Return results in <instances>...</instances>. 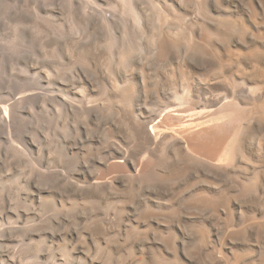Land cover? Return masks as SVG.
Returning a JSON list of instances; mask_svg holds the SVG:
<instances>
[{"label":"rangeland","instance_id":"obj_1","mask_svg":"<svg viewBox=\"0 0 264 264\" xmlns=\"http://www.w3.org/2000/svg\"><path fill=\"white\" fill-rule=\"evenodd\" d=\"M81 1L0 0V107L16 103L18 109L12 125L0 121V264H102L105 256L111 257V264H123L138 253L131 237L137 227L141 231L137 244L144 239L145 229L153 228L151 237L158 239L169 233V224L204 232L212 246L225 250L231 248V241L246 239L251 226L264 219V152L256 151L264 140V125L241 139V162L233 173L244 184L256 180L253 199L240 197L230 182L182 176L181 188L188 190L182 205L174 206L179 213L171 221L164 216L170 210L145 204L147 196L124 207L131 193L113 190L92 198L65 185L71 174L78 177L105 166L109 155L99 138L76 139L80 122L65 110L63 101L81 89L93 96L103 92L112 104L106 112L109 118L133 108L140 118L153 119L157 106L172 101V94L207 83L215 93L229 98L234 93L240 104L236 111L245 122V115L264 110V0L213 1L205 12L212 21L204 24L201 14L178 0ZM162 32L166 36H160ZM162 37L176 48L170 57L159 59L153 45ZM126 49L131 56L118 57ZM85 69L88 84L82 78ZM169 73L172 80H167ZM156 79L162 81L163 96L139 92V82L149 83L153 90ZM111 81L134 89L129 106L118 103ZM244 83L251 84L249 88L258 83L261 100L242 97ZM201 94L196 101L202 103ZM94 127L95 123L89 124ZM115 137L129 145L122 128H115ZM146 213L156 214L149 221L158 227L146 226L145 219L137 225ZM101 216L109 218L101 228H92V221ZM194 219L208 222L200 226L191 222ZM231 230L235 237L227 235ZM150 245L149 258L157 251ZM96 251L102 254L96 257ZM9 252H14V258ZM244 253L237 252L247 257Z\"/></svg>","mask_w":264,"mask_h":264},{"label":"bare ground","instance_id":"obj_2","mask_svg":"<svg viewBox=\"0 0 264 264\" xmlns=\"http://www.w3.org/2000/svg\"><path fill=\"white\" fill-rule=\"evenodd\" d=\"M178 1L180 3L179 5H185V7L189 5L197 12V14H199V16L201 14L203 16L202 23L204 24V22L212 21V18L210 17L211 14H205L206 10H210L208 9L210 3L220 0ZM165 34L166 33L162 32V35L160 36H166ZM169 35H172L171 32ZM186 35L192 36L189 32ZM173 36H179V34H174ZM167 38H157L154 41L153 50H155L159 59L170 57L173 52L172 50L176 48V45ZM121 50L123 49L121 48ZM129 50H131V48H129ZM129 50H124L118 57L126 59L130 55ZM131 52L133 51L131 50ZM193 56L195 57V55ZM191 60L193 61V59ZM168 75L169 77L167 80H172L173 74L169 73ZM82 78L88 84V72L86 69L82 73ZM161 82L160 79H156L153 85V90L149 89V83L145 81L139 82L138 86H136L138 87L139 92L147 97L150 93L163 96L165 90L162 88ZM112 83H114V81ZM243 85L242 88H244V92L242 93V97L261 100L260 98L263 93L261 92V87L258 83H254L251 88H249L251 85L249 83H244ZM114 87L118 93L116 96L118 103H122L124 106H129L136 93L134 89L121 85L118 87L115 83ZM186 88L187 89L184 91L182 90L179 93L172 94V96H170L172 101L166 104L160 103L155 110V118L153 119L140 118L138 110L133 108L131 110L123 109L118 117L115 116V118H109L106 112L110 110L112 104L109 98L106 97L107 95L105 96L103 92L99 96H93L88 94L89 91L87 92L85 89H81L78 93L64 99L63 105L65 110L80 122L79 125H76V139L91 141L93 138H99L103 143L102 146L104 153L109 155V158L104 161L105 166L96 168L95 171L90 174L86 171L83 175L78 177L75 174H71L67 177L66 182L68 183H65V185L69 184L70 188L75 189L76 191H81V194L91 196L92 198L105 195L113 190H115L116 193L122 191L131 193L132 195H130L127 201L124 202V207L134 205L138 198L140 199V197L143 198L144 196H147L146 198H143L145 204L151 205L152 203H155L162 208L170 210H166L168 212L164 213V216L168 217L171 221L175 220L179 213V209L174 206H176V204L182 205L181 203L185 200L184 192L188 190L183 191L181 188V183L184 179L182 176L186 178H211L213 180L230 182L238 190L240 197L249 201L252 200L254 197V191L257 189L256 180H251L252 182L249 184H246V182L244 184L240 181L241 179L234 177L233 173L237 171V163L241 162L242 149L239 147V143L244 135H247L246 133L264 125L263 118H260L261 116L264 117V110L262 109L256 114L245 115L246 121L243 122L241 121L243 117L241 118L240 114L236 111L240 109V104L239 101H236L233 92V97L229 98L223 93L213 92L212 88L207 83L204 85L201 84V86L193 90L188 89V87ZM199 93H202L201 95L203 96L202 103L196 101V97H199ZM130 107H128V109ZM135 110L138 114H136ZM17 117L18 109L16 103H7L3 107H0V121L2 124L5 123L3 126L12 125V121ZM92 123H95V127L90 129L89 124ZM116 127H120L122 130L126 131L129 137V145L125 143L127 140L124 142L125 145L120 139L115 137ZM256 151L264 152V140L257 144ZM184 207L190 208L192 206L186 205ZM197 207L200 206L198 205ZM151 209L153 208H150V210ZM122 212L124 213V211ZM122 212L120 214H122ZM154 215L156 214L146 213L140 215L137 225H140L141 220L145 219L146 226L151 227L153 225L158 227L157 224L155 225L152 221H149V219L154 218ZM120 216H123V214ZM19 217L20 216H18V218ZM107 217L101 216L95 218L93 221L91 220L92 228L94 226L101 228L102 224L107 221ZM234 221L236 220L234 219ZM191 222L200 225L205 224L208 221L206 222L204 219H194ZM258 222L260 223L251 226L249 229L251 234H249L246 239H235L229 243L231 251H227L229 248L225 250L223 248H218V246L217 248L212 246V243L208 241L209 236L204 234V232L202 235L194 232V230L184 231L180 228L173 227L170 224L168 227L169 233L158 239H152L151 237L153 228L145 229L143 233L145 236L144 239L142 238L143 240L140 244H137L138 238L136 237L141 234V231H138L139 229H137V227L134 228L135 230L131 237L133 238L132 246L138 247V253H133L132 260L124 262L123 264H264V219L262 222L261 220ZM10 225L13 226L12 221ZM109 226L111 225L109 224ZM233 227L235 226L233 225ZM234 231L235 230H231L227 235L235 237L233 235ZM248 238L253 241L254 245L247 244ZM151 239L152 244L150 245L149 240ZM99 244L100 243H98V245ZM126 245L127 244H125V246ZM149 245L157 250H155L156 252L150 258L147 254ZM95 247L97 246L95 245ZM105 247L107 248V245H105ZM90 251L92 254L93 250ZM239 251H244V254L248 253V256H239L237 254ZM99 252H102V250ZM99 252L98 254H102ZM9 254L13 257L14 252H9ZM96 254L97 251L94 256ZM96 257H99V255ZM103 257L104 256H102L101 259ZM105 257L102 264H111V257L108 256V259ZM129 259L130 258H128V260ZM86 261L88 262V259ZM92 264H96L95 261Z\"/></svg>","mask_w":264,"mask_h":264}]
</instances>
